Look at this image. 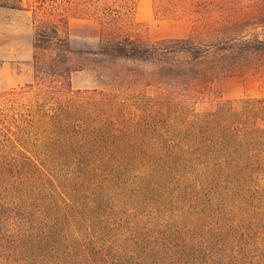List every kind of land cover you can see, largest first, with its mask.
<instances>
[{"label": "trees", "instance_id": "obj_1", "mask_svg": "<svg viewBox=\"0 0 264 264\" xmlns=\"http://www.w3.org/2000/svg\"><path fill=\"white\" fill-rule=\"evenodd\" d=\"M7 1L0 0V8L18 7ZM35 1L41 15L35 45L45 51L69 48L68 38L48 43L50 35L62 40L68 30L67 11L95 15L112 6L109 0ZM119 1L118 21L135 8L133 0ZM98 18L107 54L152 64L157 92L150 116L169 119L175 137H160L151 145L156 152L145 153L148 143L129 138L122 122L109 128L99 116L104 107L125 114L112 108L113 94H78L51 108L42 88L31 111L51 137H44L41 153L25 154L30 168L0 172L1 241L14 237L11 249L32 253L30 264L34 258L48 264H264V209L257 204L264 193V97L196 108L225 64L254 50L251 42L217 40L226 44L216 51L192 37L150 44L121 32L108 36ZM209 59L215 69L203 67ZM159 186L161 192L150 193ZM133 197L142 199L129 207ZM145 202L148 211H142Z\"/></svg>", "mask_w": 264, "mask_h": 264}, {"label": "rangeland", "instance_id": "obj_2", "mask_svg": "<svg viewBox=\"0 0 264 264\" xmlns=\"http://www.w3.org/2000/svg\"><path fill=\"white\" fill-rule=\"evenodd\" d=\"M7 2L18 7L0 8V172L30 168L24 163L25 154L41 153L44 137H51L41 127L44 122L31 111V105L40 98L38 92L44 87L49 92L45 105L51 108L78 94L93 98L102 96V91L113 94L112 108L125 114L117 117L104 107L99 116L109 128L122 122L129 138L148 143L142 148L145 153L156 152L151 145L160 137H175L169 132V119L150 116L157 92L150 74L152 64L107 54L98 17H103L102 30L108 36L121 32L150 44L164 38L192 37L197 42L211 44L209 49L216 51L219 45L226 44L217 40L225 39L227 44L249 40L254 50L239 52L234 61L225 64L224 71L212 79L214 82L198 100L196 108L201 112L223 100L264 97V5L260 4L264 0H133L134 11L128 16L122 15L120 21L116 20L122 10L118 6L120 1L109 0L106 2L112 6L106 10L101 8L100 16L85 12L75 16L67 11L68 30L62 40L52 34L48 41L51 45L65 44L68 38L70 46L62 51L36 47L41 15L36 11L35 0ZM224 19H233V22L222 25ZM48 64L49 72H46ZM203 64L215 69L213 59ZM42 78L45 84L40 83ZM161 191L159 186L150 193L155 195ZM258 196L257 204L264 209V193ZM138 198L142 199L129 200V207L137 204ZM147 206L143 203L142 211H148ZM205 219L203 215L200 222ZM1 238L0 264H30L27 259L32 253L15 248L13 251L9 243L14 242V237L10 241L7 236L2 241ZM31 264H48V261L34 258Z\"/></svg>", "mask_w": 264, "mask_h": 264}]
</instances>
